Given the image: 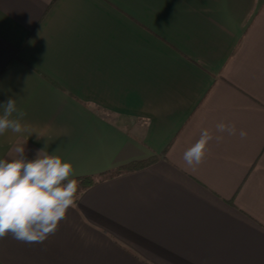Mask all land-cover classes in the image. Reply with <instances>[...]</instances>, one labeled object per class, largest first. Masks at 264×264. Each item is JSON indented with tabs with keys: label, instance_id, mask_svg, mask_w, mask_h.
<instances>
[{
	"label": "crops",
	"instance_id": "obj_1",
	"mask_svg": "<svg viewBox=\"0 0 264 264\" xmlns=\"http://www.w3.org/2000/svg\"><path fill=\"white\" fill-rule=\"evenodd\" d=\"M9 98L27 131L0 159H157L86 188L43 243L0 238V264H264V0H0ZM204 128L223 138L189 167Z\"/></svg>",
	"mask_w": 264,
	"mask_h": 264
},
{
	"label": "clouds",
	"instance_id": "obj_2",
	"mask_svg": "<svg viewBox=\"0 0 264 264\" xmlns=\"http://www.w3.org/2000/svg\"><path fill=\"white\" fill-rule=\"evenodd\" d=\"M0 136L6 132L23 133L27 125L22 123L27 113L18 109L16 100L9 98L0 105ZM218 133L236 135L234 124L219 122ZM241 139L248 135L241 129ZM204 128L199 139L183 153V160L189 167L203 163L208 145L221 140ZM17 154L11 159H0V238L11 235L24 243H43L53 235L68 210L75 205L78 181L71 161L59 155L49 154L45 149L37 152L35 159H26L25 145L14 149Z\"/></svg>",
	"mask_w": 264,
	"mask_h": 264
},
{
	"label": "trees",
	"instance_id": "obj_3",
	"mask_svg": "<svg viewBox=\"0 0 264 264\" xmlns=\"http://www.w3.org/2000/svg\"><path fill=\"white\" fill-rule=\"evenodd\" d=\"M157 159V157H154L150 160H142V161H135L130 164L120 166L119 168L112 170L110 172L102 173L96 176H77L74 177L78 181V194L77 197L80 195L81 192H83L86 188L90 187L91 185H94L95 183L105 179L109 178L115 175H118L120 173L126 172V171H132L136 169H140L142 167H145V165H148L152 162H154Z\"/></svg>",
	"mask_w": 264,
	"mask_h": 264
}]
</instances>
